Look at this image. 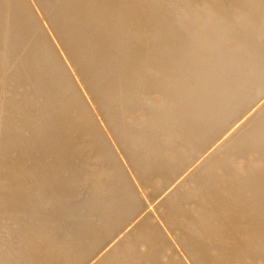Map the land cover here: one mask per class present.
<instances>
[{"label":"bare ground","instance_id":"bare-ground-1","mask_svg":"<svg viewBox=\"0 0 264 264\" xmlns=\"http://www.w3.org/2000/svg\"><path fill=\"white\" fill-rule=\"evenodd\" d=\"M0 264H264V0H0Z\"/></svg>","mask_w":264,"mask_h":264},{"label":"rangeland","instance_id":"rangeland-1","mask_svg":"<svg viewBox=\"0 0 264 264\" xmlns=\"http://www.w3.org/2000/svg\"><path fill=\"white\" fill-rule=\"evenodd\" d=\"M111 13V12H110ZM143 28V30H144V26H142L141 28H140V30ZM13 61H14V59L12 58L10 61H9V63H7V64H1V66H2V68H8L9 66H10V64L11 63H13ZM3 90V89H2Z\"/></svg>","mask_w":264,"mask_h":264}]
</instances>
